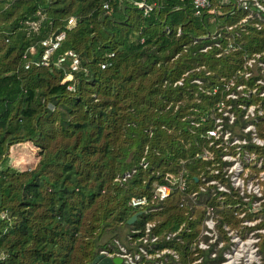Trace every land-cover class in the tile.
I'll list each match as a JSON object with an SVG mask.
<instances>
[{"label":"trees","instance_id":"1","mask_svg":"<svg viewBox=\"0 0 264 264\" xmlns=\"http://www.w3.org/2000/svg\"><path fill=\"white\" fill-rule=\"evenodd\" d=\"M208 1L195 15L191 0H146L152 5L146 14L133 0H0V264H91L113 239L143 234L146 223L159 248L179 253L168 264H188L205 206L213 208L218 234L232 221L219 191L206 186L223 181L227 168L224 146L206 134L222 102L234 116L232 124L223 117L233 135L252 120L263 136V85L256 84L259 74H243L251 71L249 59L264 60V10ZM56 30L64 38L50 64L36 65L39 41ZM67 50L79 56L70 80L68 60L52 64ZM238 84L256 93L227 98ZM242 104L256 105L254 120L244 117ZM243 137L241 149L264 160V145ZM27 142L38 149L37 160L17 169L9 149ZM180 179L184 191L149 198L141 208L128 204ZM175 232L177 239L165 240ZM260 245L264 264V240ZM222 260L220 249L213 261Z\"/></svg>","mask_w":264,"mask_h":264},{"label":"built area","instance_id":"2","mask_svg":"<svg viewBox=\"0 0 264 264\" xmlns=\"http://www.w3.org/2000/svg\"><path fill=\"white\" fill-rule=\"evenodd\" d=\"M121 1V0H118ZM139 8L143 9L144 14H146L148 11L152 9V5L148 4L146 0H133ZM226 1V0H222ZM238 3H240V7L244 10H248L250 5H254L258 10H264L263 6L258 2V0H237ZM194 14L198 15L201 13V11L209 6L208 0H191ZM106 7V5H105ZM250 14H252L250 12ZM68 25L74 24V19L72 17L68 18L67 20ZM31 27L33 30L37 29V23L31 22ZM58 32H52L43 39L39 41L41 47L43 48V51L40 55V57L36 60H34V63L36 65L40 66H48L51 62L50 56L52 52H54L59 46L61 41L64 38V32L59 31ZM36 50L35 45H31L28 48V52L34 53ZM69 61V71L65 74L64 79L70 80L72 79V72L78 70L79 68V56L76 54V52L72 50H67L64 54H62L60 57H58L56 60L52 61V64H54L57 67H60L65 61ZM253 64H257L261 66V64H264V60H260L258 56L249 59L247 61V65L249 68L253 66ZM29 66L28 63L25 64V68ZM250 71H246L243 75L249 76ZM233 84L232 80L228 81V85ZM71 86H69V89ZM230 93L227 94V98H232V96H229ZM235 99V98H233ZM241 107H244L243 105H240ZM224 104L222 102H219L217 104V111H221V116L216 117L214 120L213 126L207 131L206 137L207 139H211V143L213 140H216L218 143L216 146H224V151L222 155V160L226 161L229 157L227 152V148L229 146H234V151H238V153H241V145L246 143V138H236V135L232 134V131L230 128L225 127L223 124V117L228 118L227 123L232 124L234 116L229 115L228 116V110L223 109ZM255 112V110H254ZM260 110L257 112V114H260ZM246 118H249V114L245 116ZM252 117V116H251ZM253 118V117H252ZM251 139V138H250ZM254 142V141H253ZM225 143V145H224ZM256 143V142H255ZM259 145H264V143H256ZM237 147V149H236ZM208 153L204 152L203 156H207ZM145 166L146 163H143ZM229 168H226L228 171ZM206 186H209L210 191L215 192L219 191L218 185L215 180H210L206 183ZM176 190L184 191V181L182 179L179 180V182L176 185L171 184H157L153 187L150 195H142V196H133L128 201V204L133 208H141L145 206L151 198L152 200H163L168 198L173 192ZM200 191L205 192L206 189L204 187L200 188ZM197 192H193L190 195V198L192 201H194L196 204ZM200 204V203H199ZM141 211V210H140ZM153 224L146 223L144 226L143 234H139L137 238H134L132 234H136L138 231L133 230L130 235L127 236V241L124 243H121L117 239H113L111 244H108L107 247L102 248L99 250L97 255H100V259L108 258L113 259L114 257H119L121 259V262L119 264H168L172 259L174 261H177L179 259V253L174 250L173 248L169 247H163L159 248L158 241L159 236L156 234H151V227ZM178 232V231H177ZM177 232L175 233H169L165 235V240H170L172 238L177 239L178 236H176ZM229 237V245L226 246V248L222 251V257L223 260L219 262H214L213 260L217 258L218 251L224 246L223 242L219 239V234L215 226V219L213 214V208L211 206H205V214L204 218L201 221V226L199 229L198 234L195 236L194 240L191 241L189 250L191 252L195 251L194 254L196 255L194 259L190 260L188 264H227L230 258H234L233 264H240L241 261L243 264H259V256L257 255L256 251L257 248L250 247L251 245H248L247 242L250 244L249 241H241L236 235L229 233L227 234ZM236 236V237H235ZM228 242V241H227ZM240 246L242 248H238L240 252L236 251V248L234 247ZM247 244V248L246 245ZM253 253L254 258L250 260L248 263L246 262L247 254ZM99 259V260H100ZM91 264H98L97 262L91 263ZM115 264V263H112Z\"/></svg>","mask_w":264,"mask_h":264},{"label":"rangeland","instance_id":"3","mask_svg":"<svg viewBox=\"0 0 264 264\" xmlns=\"http://www.w3.org/2000/svg\"><path fill=\"white\" fill-rule=\"evenodd\" d=\"M250 70V73L255 76L259 74L256 84L259 83L263 85L259 95H264V64H261V66L253 64ZM246 77L247 76H245V78ZM230 86H233V84H230L229 87ZM231 88H229L230 91H228V93H230L229 96H232V98L236 100L238 96H249L252 93H256L255 86L246 90L244 85L238 84L234 89ZM242 105L244 106L242 107L244 117L249 114V118L253 117L254 120V109L256 105ZM258 110L261 112V109ZM228 112V116L232 115L230 111ZM233 131L235 132L236 138H242L243 135L248 134L251 138V142L264 143V129L263 136H259L255 122L252 120L246 121L242 125V128H235ZM37 150L38 149L30 142L11 147L9 149L10 164L21 170L33 167L37 160ZM229 152V157L225 161L227 163L226 167L229 169L228 171L222 170L223 181L220 178L219 180L214 179L219 189L220 208H229V215L232 218V221L224 222L222 227L219 228V238L221 240V238L224 237L223 234L227 237V234L232 233L241 241H249L250 244L248 242L247 244L251 245L250 247L252 248H257L256 253L259 256V261L262 262L263 253L260 244L264 240V160L261 156H257L254 151L248 149L241 150V153H238V151L232 153L231 150ZM225 194H237L241 197V201L235 204H226L223 200ZM221 241L224 246L229 245V239L228 242L225 239ZM247 244L245 245L246 248ZM223 247L221 248L222 251L226 248ZM234 247L237 252H240L238 248H242L236 246V244ZM240 264H243V262L241 261Z\"/></svg>","mask_w":264,"mask_h":264},{"label":"water","instance_id":"4","mask_svg":"<svg viewBox=\"0 0 264 264\" xmlns=\"http://www.w3.org/2000/svg\"><path fill=\"white\" fill-rule=\"evenodd\" d=\"M58 31L56 30L55 33H57ZM152 177L148 178V180L146 181V187L148 186L150 180H151ZM143 211H137L135 212L128 220H127V223L131 224L133 223L137 216L139 214H141ZM100 255H97L93 260H92V263H95L97 262L98 264H112V263H115V264H119L121 262V259L119 257H114L113 259H108V258H103V259H100Z\"/></svg>","mask_w":264,"mask_h":264},{"label":"bare ground","instance_id":"5","mask_svg":"<svg viewBox=\"0 0 264 264\" xmlns=\"http://www.w3.org/2000/svg\"><path fill=\"white\" fill-rule=\"evenodd\" d=\"M254 258V255H253V253H248L247 254V260H246V262L248 263L250 260H252ZM234 263V258H230L229 259V261L227 262V264H233Z\"/></svg>","mask_w":264,"mask_h":264}]
</instances>
